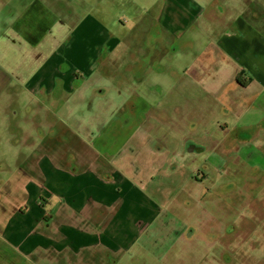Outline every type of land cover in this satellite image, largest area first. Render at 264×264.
<instances>
[{
  "label": "rangeland",
  "instance_id": "1",
  "mask_svg": "<svg viewBox=\"0 0 264 264\" xmlns=\"http://www.w3.org/2000/svg\"><path fill=\"white\" fill-rule=\"evenodd\" d=\"M48 1L0 0V85L5 87L4 90L0 89V264H43L42 261L51 255L46 244H39L37 240L39 230L29 228L34 213L41 211L43 206L40 207L39 202L27 201V197H18L22 193L35 196L38 188L28 186L33 182L32 178H17L18 167L15 165L21 153L15 149L18 140L16 124L21 117L27 116L28 107L33 103L22 87L32 79L36 81V72L44 70L48 63L56 59L71 61L68 54L60 51L57 32H52L35 48L17 39L18 28L25 24L32 29L31 21L38 10L50 7ZM51 1L60 6L54 7V12L61 10L63 5L71 10L73 18L70 26L92 15L108 34L119 39L121 44L118 51L127 49L125 41L137 29L148 31L149 10L156 2ZM225 4L230 12L229 27H239L240 22L244 23L242 18L253 22L254 28L258 27L255 17L260 10L264 13V0H225ZM29 10L31 15L26 19ZM261 23L264 25V15ZM172 26L171 31L168 29L170 36L176 35L175 25ZM147 31L143 32L145 41ZM190 35L191 42L179 37L174 44H167L165 49H168V53L161 51L157 44H152L157 49L153 62L156 60L167 67L164 77L149 75L153 82L159 84L156 87L158 93L155 94L160 102L153 106L161 116L165 113L161 118L165 123L158 135L164 152L157 145L153 147L154 153L142 151L138 162L143 168L141 179H153L158 184L161 193L155 194V185L150 183L147 194H152L161 203L162 212H168V225L158 234L159 240L154 239L149 245L147 252L160 260L161 264H264V96L260 101L256 99L257 91L263 90L264 84H249L247 87L236 85L237 81L231 82L241 68L232 63L229 57L225 59L214 52L208 69L206 60L197 58L201 51L210 48L209 37L218 38L221 29L207 28L205 32L193 29ZM230 35L232 30L221 38L225 37L226 42ZM257 35L232 36L241 38L235 39L240 47L248 45V48L242 49L243 52L248 51L246 60L257 57L249 46L257 43L253 40ZM128 41H132V37ZM216 43L212 42L211 47L215 49ZM142 46L147 47L148 43H142ZM226 46L229 51L234 50ZM261 49L257 50L261 52ZM175 50L184 54L172 56ZM169 60L172 62L168 63ZM5 73L6 79L2 80ZM183 73L187 74L181 77ZM245 79H253V76ZM261 81L264 83V80ZM106 93V99L99 101L93 97L79 109L81 126L90 127L94 117H110L124 105L125 100L115 96L114 88ZM215 93L220 94L219 99L213 98ZM20 128L21 137H34L35 132L29 124H20ZM223 141L228 148L235 147L236 150L224 156L222 149H216ZM240 141H247L248 147L243 148L238 143ZM188 143L206 147L207 153L198 149L200 154H193L192 148L187 147ZM32 149L31 141L22 147L27 155L31 154ZM188 150L192 154H188ZM225 160H228L223 164L226 175L222 177L211 168L220 167ZM240 162L245 165L249 175L258 174L262 169L263 176L248 178L246 172L240 169L234 177L231 172H235L234 166ZM28 172L39 179L38 170L29 168ZM206 184H213L209 187H214L215 191L202 193V189L207 188ZM170 196L174 197V201L172 208L167 209L163 202L170 203ZM24 201L27 203L24 204ZM42 201L45 200L42 198ZM22 209L30 211L20 213ZM226 213H232L230 221H227ZM49 221L58 224L56 218ZM228 223L232 224L235 232L227 245L212 247L206 242L211 230L222 237ZM193 226H196L197 232ZM228 233H232V230H228ZM194 234L198 239L191 240ZM213 238L216 237H210ZM138 256L142 261L144 256ZM149 260L146 264H155Z\"/></svg>",
  "mask_w": 264,
  "mask_h": 264
},
{
  "label": "crops",
  "instance_id": "2",
  "mask_svg": "<svg viewBox=\"0 0 264 264\" xmlns=\"http://www.w3.org/2000/svg\"><path fill=\"white\" fill-rule=\"evenodd\" d=\"M162 1H164L163 10L155 6L149 13L153 15L155 12L156 20L161 25L166 40L172 41L176 37H185L191 42L190 32L193 30L188 29L191 24L186 26L185 32L182 34L176 33L175 26L176 35L170 36V27H173L172 24L175 25L173 18L175 7L173 5L178 6L175 5L177 0H161L158 5ZM188 1L190 2V0ZM221 5L225 7L226 16L228 15L230 18L225 0L221 1ZM50 7L38 10V14L31 21L32 29H28L25 24H22L18 28L17 39L35 48L52 32H57L60 51L68 54L71 61L56 59L52 65V62L48 63L44 70L36 72V81H32L34 80L32 79L24 86L30 94L29 97L33 105L42 101L48 110L54 112L56 111L55 105L58 106L62 103L65 107L67 104L69 106L67 115L70 113L71 116H76L79 123V109L84 107L91 98L94 97L99 101L104 100L107 97L106 91L114 88L115 96L125 100L121 109L115 111L112 116H96L90 127L81 126L79 123L80 126L71 127L64 132L59 131L53 139L46 143L45 149L41 146L42 155L40 158L42 160H38L39 162L36 163L38 166L35 167L38 170L39 179L32 178L33 182L28 185L36 186L38 190L35 196L18 194L19 198L27 197V201L39 202L43 198L45 200L43 206L46 209L49 208L48 215L52 214L51 216L58 220L57 225L51 222L50 229H48L50 230L49 234H46L36 219H32L29 225L30 230H39L37 235L39 244H46L49 248L51 255L46 259L49 261L53 259L56 262L60 258L72 256L77 260L87 261V257L95 253L99 243L114 254L121 252L123 243H119L116 248V237L113 234L118 220L128 215L134 219H142L143 216L155 210L147 191L150 183H154L157 190L159 187L153 179L150 181L141 179L143 168L138 159L144 150L154 153L153 142L159 135L160 127L164 124L161 118L165 116V113L161 116L158 114L159 110L153 106L154 103L160 101L156 92L151 89L158 87L159 84L149 78L150 67L139 70V64L136 61L127 59L131 54L137 53L142 55L139 57H143L151 51L149 46H142V43H145L144 34H132V41H128L131 37L125 41L127 49L118 51L121 44L119 39L108 34L92 15H88L80 23L66 28L64 21L63 24H59V15L54 12V7L52 5ZM261 11L255 17L257 28H254L253 22L242 18L244 23L240 22L239 27H227L225 34L232 28L234 30L226 42H224L225 37L216 39L214 36L209 37L210 48L207 50H211L225 59L229 57L232 63L241 68L240 72L243 74L241 86L264 84L261 81L264 80V25L261 23L264 13L262 14ZM30 15L31 10L27 12L26 19ZM65 19L66 21L71 20L70 17ZM205 24L207 23L204 21L200 22L197 30L205 32L207 28H210L206 27L208 24ZM181 29L184 30V28ZM151 34L157 35L156 33ZM255 34L258 35L254 36L253 40L257 43L249 46L252 47L250 51H254L257 57L246 60L248 51L243 52L242 49L243 47L248 48V45L240 47L241 45H237L235 39L241 38L232 36L251 37ZM212 42H217L215 49L211 47ZM226 45L234 50L229 51ZM257 49H261V52ZM104 55L106 56L105 60ZM61 62L68 66L69 69L66 72L60 71ZM210 63L212 60L207 62L206 68ZM74 72H80L85 76L80 80L78 86L73 78ZM137 72L139 77L136 75ZM4 75L2 80L6 79V73ZM251 76L253 79H245ZM236 77L237 75L231 82L235 81ZM136 79L141 82L136 84ZM60 83L61 94L58 97L57 91ZM0 89L4 90L5 87L0 85ZM94 91L100 93H93ZM257 92L256 99L260 101L264 96V89ZM213 98L219 99L220 94L215 93ZM123 113L126 114L122 116ZM61 134L63 140L56 141ZM160 147V150L164 152V147L162 145ZM47 149L52 151L46 153ZM60 150L61 152L71 150L76 155H80L74 167L66 160L62 165ZM45 153L50 157L54 156L56 161L53 165L44 160L46 159L44 158ZM122 153L125 156L124 159L113 160L114 156ZM131 159L135 164L134 170L131 165L126 164ZM99 160L106 175L115 173L118 176L112 183H106L102 176H98ZM73 168H75V172H73ZM101 209L107 212V218L112 214L115 216L112 224L106 227H103L104 221L97 216V212ZM35 216L34 213L33 217Z\"/></svg>",
  "mask_w": 264,
  "mask_h": 264
},
{
  "label": "flooded vegetation",
  "instance_id": "3",
  "mask_svg": "<svg viewBox=\"0 0 264 264\" xmlns=\"http://www.w3.org/2000/svg\"><path fill=\"white\" fill-rule=\"evenodd\" d=\"M160 1L161 0H156V2L154 3V6H151L150 10L155 6L163 10L164 7L162 4L164 1H162L158 5ZM221 1L222 0H199V1L190 0L189 2L188 0H177L175 2V5H178V6L173 5V7H175L173 18L175 21L176 33L177 34L184 33L186 26L190 24L191 25L188 28L189 30H193V29L197 30L199 28V23L204 21L208 24V26L206 27L221 29V35L218 37V38H221V36L225 34L227 27H229L228 24L230 22L228 15L226 16L225 7L221 5ZM48 2L53 7H57V8L60 7L59 4L53 3L51 0H49ZM62 7L63 8L61 10L55 11V13L59 15V24L60 25L63 24V21H64L65 27L70 28L71 20L66 21L65 18L70 17L72 19L73 14L66 5H63ZM149 17H150L149 28H148V31L145 30L147 31L145 43H148V46L151 49V51L147 52L146 56H143V57H139L137 53L131 54V58H129L128 60L131 59V61H136V63L139 64L138 66L139 70L150 67V74L164 76L165 72L167 71V67L165 66V64L161 62H157L156 60H154L155 62H153L152 59L155 56L157 49L153 48L152 44H155V45L157 44L161 51H165L168 53V49H165V46L167 44H174L179 37H176L172 41L166 40V36L162 31V27L159 24V22L156 20L155 12L153 15L150 13ZM151 19L153 22L151 21ZM181 28H184V30H182ZM232 30H234V28H232ZM145 31H142L141 29H137L135 34L143 35V32ZM151 33H156L157 35L154 36ZM212 37L213 36H211V38ZM159 49L158 51H160ZM183 54H184L183 52H178L177 50H175L173 51L172 56H178V55H183ZM212 54L213 52L211 50L204 49V51H201V53L197 55V58L205 59L206 60L205 62H208L212 60ZM105 59H106V56L104 55V60ZM171 62L172 60L168 61V63H171ZM53 63L54 62H52L51 65ZM62 63L63 62L60 63L61 64L59 67L60 71L66 72L69 68L66 64H62ZM185 71L187 72V70ZM186 74L187 73L181 74V77H184ZM136 75L137 77H139L138 72ZM174 77L178 79L176 75H174ZM73 78L75 79L76 85L78 86L80 84V80L84 79L85 76L84 74L80 72H74ZM242 79H243V74L242 72H240L238 73L236 80H235L237 81L235 82L236 85H241L242 83L240 82L242 81ZM140 82L141 80L136 79V84H139ZM22 88L30 96V94L28 93V90L24 86ZM60 91H61V83L58 85V91H57L58 97H60V94H61ZM151 91H155L156 93H158V89L156 87H153ZM93 93H100V92L94 91ZM55 107H56V111L53 112V111L48 110V108L42 101L34 103V105L32 103L28 107L29 112L27 116L21 117V119L16 124V128H17L16 136L18 140L16 139L17 146L15 149L21 152L19 153V158L18 157L16 158V164H15L16 167H18V170L16 171L17 178H22V177L33 178L32 174L28 172V169L29 168L36 169L35 167L38 166V164L36 163L39 162L38 160H42L40 158V156L42 155L40 147L43 146V148L45 149L46 143L49 142L51 139H53L55 134L59 133V131L64 132L66 130L71 129V127L80 126L76 120V116H71L70 113L67 115V111L69 107L67 104H65V107H63L62 103L59 104L58 106L55 105ZM59 108L61 109L58 110ZM162 121H164V119H162ZM142 122L144 123L145 121H142ZM23 123L29 124L33 128L35 135L34 137L32 136L31 139H29L28 137H21L22 131L20 128V124H23ZM151 128H154V127H151ZM147 132L150 133L149 131ZM62 140H63V137L61 134L60 138L56 141H62ZM29 141H31L33 145V149L31 151V154L27 155V154H24L22 147L27 145ZM149 143L151 144V142ZM238 143L243 148L248 147V144H249L247 143V141H240ZM157 145L158 146L162 145L160 141L158 140V137L155 138L153 142L154 147ZM188 146L192 148L193 154H200L197 151L198 149L204 154L207 153L206 147H200L199 145L192 144V143H188L187 147ZM216 149L217 150L222 149V153L224 156H228L229 154L232 153V151L236 150L235 147L228 148V144L225 143V141L221 142L217 146ZM242 149H240V151ZM50 151L52 150L47 149L46 153ZM59 152L62 156V158H60V160L63 161L62 165L65 164V160H66L72 167L75 166L76 160L80 156L79 154L76 155L75 152L71 150H68L67 152H61L60 150ZM46 153L44 154V158H46L44 160H46L48 164H50L51 162L50 165H53L56 159L54 158V156L50 157ZM188 154H192L190 150H188ZM122 156H123V153L118 156H114L113 160L124 159L125 156L123 157ZM227 161L225 160L220 167L215 168L212 166L211 169L218 172L219 176L224 177L226 173H224L223 164L226 163ZM236 161L238 162V160ZM99 162H100V166H99L98 176L99 177L102 176V178H104L106 183H112L115 178H118V176L115 173H110L106 175L103 172L102 163L100 160ZM126 164L131 165L133 167V170L135 169L134 168L135 164L132 159L129 160ZM234 167L236 168L235 172H231V174L234 177H236L239 174L240 169H243L246 172L248 178H256V176L257 178L258 177L261 178L263 176L262 171H261L262 169L260 170L258 174L249 175L248 170H246L245 165L242 164L241 162L235 165ZM21 172H25V174H20ZM73 172H75V168H73ZM41 178H43L42 175H41ZM202 179H204V177ZM206 185H207V188H203L202 193H205V192L207 193L208 191H215L214 187L213 188L209 187L210 185L214 186L213 184H206ZM159 191L160 189L159 190L155 189L153 192L155 194H158ZM149 197H150L151 204L155 207V210L143 216L142 219L141 218L134 219L132 216L128 215L118 220L117 226L114 229L113 234L116 237V240H115L116 248L119 246V243H123L122 244L123 249L121 250V252L114 254L112 251L104 248V246L101 243H99L98 247L95 250V253L87 257V261L77 260L72 256H68L66 258L65 257L60 258L56 262H54L53 259L50 261L47 259L45 261H42V263L43 264H51V263L52 264H146V261L150 259L149 261H151L152 263L161 264L160 260L151 257L149 253L147 252V250L149 248V245L154 241V239L159 240L157 238L158 234H160L163 231V229L168 225V223L166 222V215L168 212L161 211L160 209L161 203H159L152 194ZM169 201L170 203L163 202V204L168 207L167 209L172 208L174 197L170 196ZM43 202L44 201H42V199H41V202L39 201L40 207L43 206ZM42 208L43 209H41V211L35 212L36 216L33 217V219L34 220L36 219V221L39 222V225H41L40 222H42L43 223V225H41L42 229L46 231V234H49L50 230L48 229H50V225L52 222L49 220L50 218L54 220V216H51L52 214L48 215L49 208L46 209L45 206H43ZM28 211H30V209H27L26 211L22 209L20 213H25ZM254 211L258 212V209L254 208ZM231 214L232 213H226L227 221H230L229 218ZM97 216H99V218H101L104 221L103 227H106L112 224V222L115 220L114 214H112L109 218H107L108 214L104 209H101L99 212H97ZM193 228L197 232L196 226H193ZM228 230H232V233H228ZM223 232H224V235L220 237L218 233L212 232L211 230L210 234L206 237V242L212 245V247H215L217 245H227V242L232 237V234H234L233 232H235V229H232V224L228 223V225L224 227ZM210 237H216V238L210 239ZM196 239L198 238L196 237L195 234L194 236H191V240H196ZM156 246H159V244H156ZM138 255L144 256L142 258V261H140V258ZM162 262H164V259Z\"/></svg>",
  "mask_w": 264,
  "mask_h": 264
},
{
  "label": "trees",
  "instance_id": "4",
  "mask_svg": "<svg viewBox=\"0 0 264 264\" xmlns=\"http://www.w3.org/2000/svg\"><path fill=\"white\" fill-rule=\"evenodd\" d=\"M241 83V82H240ZM40 202H41V200H40Z\"/></svg>",
  "mask_w": 264,
  "mask_h": 264
}]
</instances>
